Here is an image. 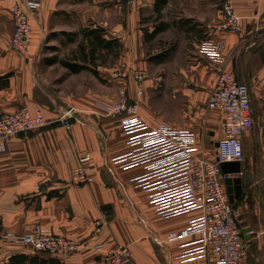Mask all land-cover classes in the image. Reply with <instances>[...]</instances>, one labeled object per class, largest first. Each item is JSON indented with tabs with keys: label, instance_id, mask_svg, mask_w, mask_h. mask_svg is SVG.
Masks as SVG:
<instances>
[{
	"label": "crops",
	"instance_id": "1",
	"mask_svg": "<svg viewBox=\"0 0 264 264\" xmlns=\"http://www.w3.org/2000/svg\"><path fill=\"white\" fill-rule=\"evenodd\" d=\"M232 1L241 33L215 27L225 20L222 0H169L161 15L157 0H137L133 8L121 0H43L32 20L31 54L25 57L11 47L14 0H0V113L41 106L49 123L9 139L8 150L0 157V264H9L11 256L22 253L19 242L6 241L3 235L19 236L37 224L83 245L81 251L59 257V264L104 263L105 252L95 248L100 242L109 248L129 247L135 264H218L207 258L181 260L185 245L197 237L173 241L169 237L184 232L202 211L168 219L154 212L149 193L132 181L146 168L114 164V159L131 152L129 137L120 118L108 116L100 105L118 99L123 87L131 100H141L132 78L117 77V72L147 69L146 85L153 78L159 84L171 59L179 68L172 70L167 88L186 101L182 110L188 120L171 126L193 132L196 153L214 162L226 119L223 110L209 107L219 76L229 73L246 84L252 109L264 112V0ZM170 13L171 24L166 16ZM155 18L166 24L156 27L161 30L152 36L146 26ZM96 28L105 31L107 40L119 41L118 57L110 55L113 59L106 63L87 61V69L71 71L62 60L84 64L79 49L83 32ZM171 30L172 37L177 36L176 50L169 56L163 49L150 52L149 42ZM204 41L225 42L219 61L202 50ZM163 52L164 60L155 59ZM55 57L59 61L50 63ZM141 114L159 125L144 110ZM65 115L73 116L70 130L59 122ZM257 133L253 127L245 134L244 191L234 203L249 246L240 264H264V138H256ZM83 151L92 156L87 169L94 182L78 185L71 181V172ZM99 220L105 222L100 230Z\"/></svg>",
	"mask_w": 264,
	"mask_h": 264
},
{
	"label": "built area",
	"instance_id": "2",
	"mask_svg": "<svg viewBox=\"0 0 264 264\" xmlns=\"http://www.w3.org/2000/svg\"><path fill=\"white\" fill-rule=\"evenodd\" d=\"M132 4L136 0H121ZM43 7V0H14L11 15L15 31L11 41L14 52L29 57L32 49L33 18ZM225 20L215 26L217 29L242 32L235 6L227 0L223 8ZM225 49V42L204 41L202 50L213 61H219ZM117 77L132 78L138 96L144 95L148 76L145 70H124ZM132 103L127 87H123L114 102L103 101L100 108L110 117L120 118L121 127L128 135L131 152L113 160L119 168L144 166L146 173L132 181L149 193V204L163 219L178 214L201 210L181 234H172L170 241L196 236L194 242L186 244L181 260L207 258L218 264H240L249 253V246L243 240L239 224L241 214L224 185L229 176L222 170V163L240 161L244 167L245 134L255 125L251 96L246 84L229 73H222L216 81L209 101L210 108H219L226 113L222 124L223 137L216 146L217 159L214 162L199 156L197 138L186 129L171 125L153 126L139 114V100ZM73 116L65 115L59 122L72 129ZM41 106H28L14 112L0 113V154L8 150V141L14 136L40 130L48 125ZM92 162L89 152L79 153V165L71 172L74 184H91L94 177L87 169ZM244 170V168H243ZM244 172L240 174L243 176ZM233 176H239L234 174ZM105 224L97 222L98 229ZM3 237L28 244L33 249L46 252L53 257H64L82 250L83 245L75 239L54 234L37 224L24 234H4ZM95 248L105 252L102 264H135L132 251L126 246L109 248L106 242Z\"/></svg>",
	"mask_w": 264,
	"mask_h": 264
},
{
	"label": "rangeland",
	"instance_id": "3",
	"mask_svg": "<svg viewBox=\"0 0 264 264\" xmlns=\"http://www.w3.org/2000/svg\"><path fill=\"white\" fill-rule=\"evenodd\" d=\"M226 1L227 0H222V3H221L222 9L224 8V4ZM135 2H133L132 4H129V3L128 4L131 8H133L135 5ZM171 15H172L171 13L169 15H166L169 24H171V20H172ZM158 21H159V19H157V18H155L154 20H151L152 24L146 26L147 33H153L156 27L158 28V27L164 26V24H166V23H164V21H160V22H158ZM173 31L171 30L169 33H165L163 35H160L158 38H156V39L154 38L155 40L152 39L153 41L149 42V47H148L149 51L150 52L155 51V53H156L157 51H160L163 49L165 53L167 52L166 56H169L168 54H172L177 48V43L175 40L177 36L172 37V35L175 33ZM46 49L48 50V48H46ZM63 49L64 48H62V51H63ZM67 49H69V48H67ZM48 51H50V50H48ZM69 54H70V52H69ZM112 59H113V56H109L107 58L106 62L108 60L111 61ZM168 61H167L168 63L165 64V69H166L164 72V73H166L164 75L165 78H163L162 81L159 82V84L156 83L155 78H153L151 85H146V82H145V86H147V87L144 88V90H145L144 95H142L141 97L138 96L141 99V100L138 99L139 100V114L143 117V115L141 114L142 110L147 112L149 115H151V117L154 118L155 121H157V124H159V125H156L155 122L152 123L151 121H149L150 119L148 120L146 118V120H148L153 126H157V127L162 126V125H167V124H170V125L175 124V121H178V120L185 121V122L188 121L187 117L183 114L184 112H187V111L182 110V108H183L182 103L186 102V101L180 95H173L172 94L173 92L171 93V89L167 88V86H168L167 84H169L172 81L171 80L172 77H170L172 70L179 68V64L172 65L171 59ZM154 63H156V62H154ZM154 63L152 64L153 69L156 68V65ZM140 70H143V69H140ZM133 71H135V70H133ZM120 73L121 72H117V74H120ZM147 73H148V70H147ZM148 76H149V74H148ZM146 81H147V79H146ZM127 91H128V88H127ZM137 95H138V91H137ZM131 102L134 103L135 101L131 100ZM141 106L143 108H141ZM177 106H178L179 110L177 109ZM253 111H254L255 116H256V114H258L257 117L254 118V120H255L254 130L256 129V132H258L256 138H264V112H262L261 110L260 111L255 110V108H253ZM256 118H257V121H256ZM192 119L198 120V118L197 117L194 118V116L192 117ZM173 127H175V126L173 125ZM4 154L5 153H3V154L1 153L0 157L3 156ZM2 238H4V237H2ZM5 240L6 241H15V240H9V239H5ZM19 244L21 245L20 247H22V249H20V251L23 254L28 255L29 257L39 256L40 258L44 257L46 260L58 261V262H59V260H61L57 257H53L52 255H50L46 252L37 251V250L33 249V247H31L28 244H24V243H20V242H19ZM1 260H0V262H1ZM9 261H10V258L8 260V263H9Z\"/></svg>",
	"mask_w": 264,
	"mask_h": 264
},
{
	"label": "trees",
	"instance_id": "4",
	"mask_svg": "<svg viewBox=\"0 0 264 264\" xmlns=\"http://www.w3.org/2000/svg\"><path fill=\"white\" fill-rule=\"evenodd\" d=\"M168 3L169 0H157L156 11L158 15H161L162 9L165 8ZM159 30H161V28L155 30L152 36L156 35ZM83 40L79 49L81 52L80 59H82L84 64L62 60V63L73 72H80L87 69L86 63H95L96 59H99L100 63H106L110 55H114L115 57L119 55L121 44L117 40H107L105 38V31L101 28L85 30L83 32ZM164 55L165 53L163 52L161 55L155 57V59L160 58L158 61H162L164 58L161 59V57ZM57 61L59 60L55 57L50 60V63ZM9 264H59V262L46 260L44 257L40 258L39 256L29 257L26 254L19 253L10 257Z\"/></svg>",
	"mask_w": 264,
	"mask_h": 264
},
{
	"label": "water",
	"instance_id": "5",
	"mask_svg": "<svg viewBox=\"0 0 264 264\" xmlns=\"http://www.w3.org/2000/svg\"><path fill=\"white\" fill-rule=\"evenodd\" d=\"M218 143L216 144V146ZM222 170L224 173L228 174L229 176L226 178V189L230 196L231 203H235L238 200L244 191V183L243 178L240 175L243 171V166L240 161L234 162H224L221 165ZM237 174L239 176H233Z\"/></svg>",
	"mask_w": 264,
	"mask_h": 264
}]
</instances>
